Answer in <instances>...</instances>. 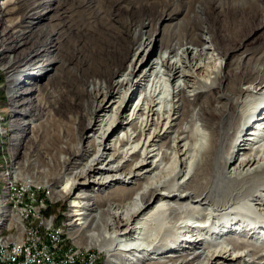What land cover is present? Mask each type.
<instances>
[{
  "label": "bare ground",
  "instance_id": "bare-ground-1",
  "mask_svg": "<svg viewBox=\"0 0 264 264\" xmlns=\"http://www.w3.org/2000/svg\"><path fill=\"white\" fill-rule=\"evenodd\" d=\"M0 60L15 130L42 140L35 182L73 194L59 241L105 264H264V0H1ZM15 160L5 247L53 228L16 220Z\"/></svg>",
  "mask_w": 264,
  "mask_h": 264
},
{
  "label": "rangeland",
  "instance_id": "rangeland-1",
  "mask_svg": "<svg viewBox=\"0 0 264 264\" xmlns=\"http://www.w3.org/2000/svg\"><path fill=\"white\" fill-rule=\"evenodd\" d=\"M1 1V0H0ZM134 56L131 57L130 60L133 59ZM156 58V56L154 57ZM130 60L127 63V67L130 65ZM39 63L33 67H31L29 73L25 75L24 80L27 81H32V77L35 74L38 73L40 70L39 69ZM126 71L124 72V74ZM0 77L3 78L4 84L1 88L0 93L3 94V96H0V156H1V163L2 165L6 164V161L4 160L3 156H7L10 159V155L12 154L16 160L15 162L19 163V167L21 171L23 172V175L26 176V179L28 180L29 174H35L32 178L33 182L36 185H33L32 187L29 186V207L32 211H39V210H44V214L48 216V218L53 217L55 220V226L60 227L62 226L65 229V233H68V228H67V223H71V217H70V201L73 197L72 195L65 196L62 198L63 200L61 202H56L54 198L52 197L51 190L45 187H42L41 185L37 184L38 180L36 176H42L41 174V169L42 166H47V163L44 159L37 157L36 151L39 148H42V140H38L37 142L29 143V127L27 126L23 128L22 130H15L16 127V120L21 119L20 114L16 113L14 110V105L11 101L10 98V90H11V85L9 83L8 77L6 72L4 71V62L0 60ZM123 78V74H121L116 80ZM23 80V81H24ZM174 87V83H173ZM143 89L138 92V94L134 97L133 103H135L139 100L140 94L142 93ZM115 97V96H113ZM112 100V97H111ZM110 100V102H111ZM132 106L133 104L129 106V111H127V115L125 116V119L128 118V115L132 111ZM24 110V108H20L19 110ZM131 109V111H130ZM20 117V118H19ZM24 118V116H23ZM28 119V117L26 118ZM126 122V120H125ZM125 125L118 126L115 133L113 134V140L116 139L122 129H124ZM48 132H51V130H48ZM17 137V138H16ZM14 139V140H13ZM13 140V141H12ZM37 159V161H36ZM4 160V161H3ZM153 160V159H152ZM167 173H171L175 171L176 169V164L169 162L168 163ZM10 167V161L8 168ZM2 168V166H1ZM0 168V169H1ZM6 168V167H5ZM7 168V169H8ZM22 168L24 170H22ZM31 171V172H30ZM36 171V173H34ZM28 174V175H27ZM22 176V175H21ZM12 181H19L24 183V178L17 176L14 177L13 174L11 175ZM36 181V182H35ZM40 183V182H39ZM41 184V183H40ZM264 198V197H263ZM49 210L48 213H46V210ZM29 210V219L33 221L34 216L30 214ZM35 213V212H34ZM242 225L244 224L245 227L247 226V223H251V219L247 220V217L243 218L242 220ZM253 223L252 225H254ZM66 225V226H65ZM227 225V224H225ZM256 225V224H255ZM70 226V225H69ZM220 226V225H219ZM239 227V226H238ZM243 227V226H242ZM243 227V228H245ZM249 227V226H247ZM251 227V226H250ZM246 229V228H245ZM221 234V233H220ZM67 237V234H65ZM263 235V234H261ZM212 238L211 236H209ZM223 237H226V235H219L217 237L218 239H222ZM243 237V236H242ZM73 242V240L71 239ZM71 242V243H72ZM75 242V241H74ZM69 246H71L68 243ZM77 246L81 247L80 253L81 257H88L87 259V264H105L106 260V255L104 253H100L97 249H91L86 251L85 247L80 246L76 244Z\"/></svg>",
  "mask_w": 264,
  "mask_h": 264
},
{
  "label": "built area",
  "instance_id": "built-area-1",
  "mask_svg": "<svg viewBox=\"0 0 264 264\" xmlns=\"http://www.w3.org/2000/svg\"><path fill=\"white\" fill-rule=\"evenodd\" d=\"M19 176L24 178V183L17 181V184H14L16 220L25 222V225L34 231V219L33 221L29 219V210L33 216L42 214V220L48 219V216L44 214V210L36 212L30 209L29 184H26V176L23 175L21 169ZM51 220L53 228L43 227V235L37 236L35 242L17 244L12 247L0 246V264H87L88 257H81L80 251H74L73 242L59 241L60 227L55 226L54 219ZM16 232L18 236V230Z\"/></svg>",
  "mask_w": 264,
  "mask_h": 264
},
{
  "label": "trees",
  "instance_id": "trees-1",
  "mask_svg": "<svg viewBox=\"0 0 264 264\" xmlns=\"http://www.w3.org/2000/svg\"><path fill=\"white\" fill-rule=\"evenodd\" d=\"M3 84H4V80H3V78L2 77H0V91H1V88H2V86H3ZM0 96L2 97L3 96V94L2 93H0ZM4 157V160L6 161V164H4V165H2V161H1V156H0V168H1V166H2V168L0 169V170H2V169H7L8 168V165H9V157H7V156H3ZM3 160V161H4ZM6 167V168H5ZM46 213H48L49 212V210L47 209L46 211H45Z\"/></svg>",
  "mask_w": 264,
  "mask_h": 264
}]
</instances>
